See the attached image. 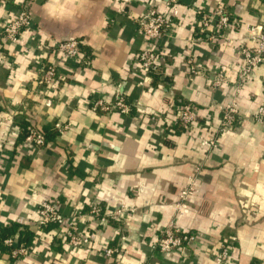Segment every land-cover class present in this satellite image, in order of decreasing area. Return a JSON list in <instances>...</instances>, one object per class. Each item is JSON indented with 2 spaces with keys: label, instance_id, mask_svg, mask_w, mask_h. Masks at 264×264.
<instances>
[{
  "label": "crops",
  "instance_id": "obj_1",
  "mask_svg": "<svg viewBox=\"0 0 264 264\" xmlns=\"http://www.w3.org/2000/svg\"><path fill=\"white\" fill-rule=\"evenodd\" d=\"M21 1L0 0V35ZM27 1L35 29L5 45L0 61V230L17 223V240L24 229L39 239L18 259L3 242L0 264H264V123L253 118L264 104V66L239 85L243 61L235 48L254 44L246 30L260 20V0ZM151 6L174 24L159 39L160 71L146 77L135 60L147 47L136 19ZM217 6L238 23L226 32L230 41L215 43L200 25L197 11L210 14ZM69 38L81 41L87 65L53 50ZM188 54L198 74L190 73ZM41 63L58 71L46 89L38 84ZM216 72L224 79L215 86ZM117 89L132 105L128 115L88 108ZM231 99L239 121L220 132L221 108ZM183 102L197 113L185 131L172 115ZM28 122L44 133L43 146L23 136ZM56 123L68 128L59 131ZM212 136L215 148L198 139ZM45 199L68 220H80L92 236L88 246L69 247L54 224L35 229ZM92 203L103 213L129 214L98 224L87 217ZM170 221L198 238L182 253L163 255L151 245ZM231 237V260L220 261L218 247ZM107 246L121 250L115 263L102 253Z\"/></svg>",
  "mask_w": 264,
  "mask_h": 264
},
{
  "label": "built area",
  "instance_id": "obj_2",
  "mask_svg": "<svg viewBox=\"0 0 264 264\" xmlns=\"http://www.w3.org/2000/svg\"><path fill=\"white\" fill-rule=\"evenodd\" d=\"M175 2L176 0H169ZM261 3V16L259 22L247 28L248 39L254 42L253 45L239 44L235 48L243 61L239 71V85L249 81L253 76V71L256 67L264 66V0ZM200 18V25L203 29H211L210 39L215 43L230 41L227 31H235L238 23L231 18L229 13L222 7L217 6L212 13L208 14L197 11ZM140 33L147 41V47L136 53L135 60L138 63L146 77L158 73L160 71L159 63V39L173 26L174 21L156 7H149L145 12L136 19ZM32 13L27 0H22L18 4V8L14 11L8 22L5 23L0 35V61L3 59L2 51L5 45L20 43L25 31H34ZM53 50L63 56L66 60L72 61L76 66H84L89 63V57L82 49V44L79 39H62L53 45ZM2 59V60H1ZM186 63L189 64L191 74H198L201 70L193 61V57L188 54L185 57ZM58 77L57 67L52 63H41L39 69L38 84L41 88H49L53 81ZM223 74L216 72L212 79L213 85H219L223 81ZM142 82L140 81V84ZM90 110L100 111L103 113H111L113 111L120 115L126 116L132 110V105L125 95L118 89L115 91L110 100L102 97H95L89 103ZM219 131L223 132L231 129L239 121L236 101L231 99L222 108ZM174 123L182 130H189L197 120V113L194 105L191 102H183L172 108ZM152 119H155L153 116ZM253 118L261 123H264V104L260 105L254 112ZM55 128L59 131L68 128V124L56 123ZM25 138L30 144L35 147H41L45 144L46 138L44 133L40 131L33 123H27ZM200 143L210 148L218 146L217 137H198ZM187 190L183 189L180 193V198H185ZM180 202L176 203L177 210L182 208ZM129 214V211L123 208L114 209L111 212L103 213L101 206L98 203L90 205L87 217H90L93 222L103 224L108 219L120 221ZM33 226L36 230L42 231L48 224H54L59 230L60 237L67 243L69 247L81 248L90 244L92 236L87 230L81 229L78 225L80 221L75 219L68 220L67 217L60 211L58 203L53 199L43 200L35 210ZM82 216V215H81ZM80 216V217H81ZM78 217V218H80ZM16 235H10L3 239L4 244L10 248V257L18 259L25 256L29 251L28 245L21 243L16 239ZM198 238L196 232L192 230H184L175 226L170 221L161 231L155 243L151 248L163 255L171 253H182L184 249ZM38 236H33V241L37 242ZM235 237L223 239L217 251V258L220 261L229 262V246ZM104 257L111 259L114 263L118 260L121 250L118 246H107L102 250ZM116 264V263H115Z\"/></svg>",
  "mask_w": 264,
  "mask_h": 264
},
{
  "label": "trees",
  "instance_id": "obj_3",
  "mask_svg": "<svg viewBox=\"0 0 264 264\" xmlns=\"http://www.w3.org/2000/svg\"><path fill=\"white\" fill-rule=\"evenodd\" d=\"M26 125L27 124L22 126L23 136H25V134H26V131H25ZM52 225L53 224H48L47 226H45L43 228V230H47ZM18 226H19V224L15 223V224H11L10 226H5L0 230V250L6 249L3 245V239L6 238L7 236L12 235L15 232V230L18 228ZM18 236H19V241L21 243H24L25 245H28L32 242L33 234H32V232H30L26 229H24L23 231H20Z\"/></svg>",
  "mask_w": 264,
  "mask_h": 264
}]
</instances>
